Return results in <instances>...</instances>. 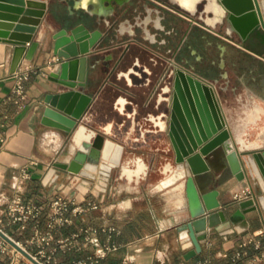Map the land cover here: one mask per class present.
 Wrapping results in <instances>:
<instances>
[{
  "label": "crops",
  "instance_id": "obj_1",
  "mask_svg": "<svg viewBox=\"0 0 264 264\" xmlns=\"http://www.w3.org/2000/svg\"><path fill=\"white\" fill-rule=\"evenodd\" d=\"M140 2L143 14H146L145 3L152 11L157 9L153 0ZM82 5L79 0L75 4L69 0H51L43 34L50 37L59 27L56 22L58 12H62V16L70 14L69 18L77 22L79 15H74L73 10H79ZM105 6L109 7L108 4ZM166 17L167 26H180L181 34L188 28L186 22L177 24L170 13ZM214 24L208 29L196 26L194 40L190 41L192 49H196L191 66L203 75L220 79L223 86L228 85L229 88L233 85L239 96L243 90H248L250 97L264 104V50L256 48L259 52L255 51L237 33L229 35L227 22L223 19H217ZM13 54L14 45L0 41V218L5 216L9 222L5 211L22 196L26 201L41 204V223L48 229L49 202L61 194L64 187L66 191H78L81 197L87 194V198L101 201L100 208L76 217L58 233L69 235L85 226L99 227L101 241L111 240L118 247L97 264H264V235L260 234L264 230V201L256 209L251 207L246 220L234 226V231L221 232L209 225L208 236L201 239L202 251L193 257L188 256L195 245L188 230L183 229V224L190 217L186 177L158 186L173 174L166 170L168 163L178 168L175 152L174 157L164 160L159 177L154 180L152 176L158 151L166 154L172 149L171 140H167L170 137L165 128H161L154 133L163 138L160 144L164 149L149 142V130L142 129L134 113L123 108L119 89L125 80L121 76H107L103 65L92 68L90 72L86 91L95 96V101L88 112L92 120L86 123L125 145L122 163L113 171L106 196L103 192L98 194L96 189L94 193L88 192V188L82 189L77 181L71 180L76 174L62 168L58 169V180L47 184L45 178L55 162L70 160L78 148L73 150L74 134L65 127L68 124L65 114L48 101L52 92L63 90L61 85L50 79L58 56L46 43L33 59L25 56L13 73ZM33 68L46 70L47 75ZM19 82L23 83L25 94L18 91ZM228 88L224 87L225 91ZM228 94L221 96L220 93L219 99L238 145L251 150L264 148V125L251 133L255 122L250 119L251 111L246 109L244 100L239 105L230 103ZM141 98L145 99V96ZM95 106L100 108L99 118L96 113L91 114ZM240 133L245 138V145L239 138ZM137 158L146 161L148 168L140 176L131 178L125 171V165L134 164ZM209 189L219 191L220 208L233 207V210L241 199L261 192L258 184L251 187L247 180H240L224 156L212 164ZM109 226H116L118 231L109 234L104 230ZM7 227L18 240L24 241L32 233L31 227L22 229L19 224L9 223ZM258 242L261 247L257 246ZM95 249L84 240L82 248L67 252L59 250L56 255L62 261L72 262L89 257ZM239 252L241 256H238ZM0 264L34 263L25 255L17 258L10 251L0 250Z\"/></svg>",
  "mask_w": 264,
  "mask_h": 264
},
{
  "label": "water",
  "instance_id": "obj_2",
  "mask_svg": "<svg viewBox=\"0 0 264 264\" xmlns=\"http://www.w3.org/2000/svg\"><path fill=\"white\" fill-rule=\"evenodd\" d=\"M113 1L89 0L84 8L92 16L108 18L111 13L106 11L107 7L104 6V12L96 8H103L107 2L112 7ZM50 2L0 0V41L14 45L12 72L17 71L25 56L33 59L38 49L47 43L60 59L55 62L50 79L63 87V90L52 92L48 101L65 114L68 121L65 127L73 132L74 139L81 124L86 125L93 134L90 147L77 146L70 160L56 161L45 182L57 181L60 176L58 169L62 168L94 179L100 176L102 185H110L114 169L122 163L125 145L86 123L92 120L88 112L95 101V96L86 91V87L91 69L96 67L102 50L98 45L102 41L103 31L100 28L92 29L85 22L69 20L47 37L43 34V25L44 20L47 21L45 16ZM197 3L202 5L203 11L208 10L214 15L216 9H222V19L227 22L229 35L237 33L243 42L257 36L264 43V0H199ZM218 85L228 88V85L223 86L220 79L208 82L197 72L180 69L174 95L169 100V126L164 129L173 145L178 168L184 169L183 176L186 177L190 217L183 224V229L188 230L195 245L189 257L202 251L201 239L208 236L209 225L221 232L234 231V226L246 220L247 211L251 207L256 209L264 201V148L251 150L238 145L222 109ZM100 137L115 142L120 147V153L107 155L103 141L98 144ZM223 156L240 180H247L251 187L258 184L261 191L241 199L234 210L233 207L220 208L219 191L209 189L212 164L218 163ZM91 162L97 165V169L87 173L85 169ZM0 234L36 264H43L1 227Z\"/></svg>",
  "mask_w": 264,
  "mask_h": 264
},
{
  "label": "flooded vegetation",
  "instance_id": "obj_3",
  "mask_svg": "<svg viewBox=\"0 0 264 264\" xmlns=\"http://www.w3.org/2000/svg\"><path fill=\"white\" fill-rule=\"evenodd\" d=\"M69 1L75 4L78 0ZM79 1L83 7L73 10L74 15H79L76 23L85 22L92 29L100 28L103 31L102 41L98 45L102 50L97 65L93 68L103 65L107 76H121L125 80L119 89L123 108L134 113L142 129L154 133L169 126V100L174 95L180 69L188 68L197 72L208 82L215 80L191 66L196 49H192L190 41L192 38L194 40L196 26L208 29L212 27L210 25L215 26L216 21L208 10L203 11L202 5H197L198 0H153L157 9L152 11L145 3L146 14L141 12L140 0H114L112 7H107L106 11L111 13L108 18L92 16L84 8L88 6L89 0ZM104 6L96 10L103 11ZM168 13L175 18L177 24L186 22L188 28L185 32L181 34V27L178 25L173 28L167 26L165 19ZM69 16L70 14L62 16V12H58L56 22L59 28L66 25L63 24L64 21L72 20ZM246 43L257 49H264V43L257 36ZM143 95L145 99L141 98ZM99 109L95 106L91 114L96 113L99 118Z\"/></svg>",
  "mask_w": 264,
  "mask_h": 264
},
{
  "label": "built area",
  "instance_id": "obj_4",
  "mask_svg": "<svg viewBox=\"0 0 264 264\" xmlns=\"http://www.w3.org/2000/svg\"><path fill=\"white\" fill-rule=\"evenodd\" d=\"M59 57L58 60L59 61ZM56 62V61H55ZM34 71H41L47 75V71L38 68H33ZM18 91L21 94H25L24 85L22 82L18 83ZM99 176V175H98ZM87 176L76 174L71 180L77 181L76 184L81 185L83 182H89ZM90 179H94L89 177ZM94 180H98L94 186L88 188V192L94 193L95 189L103 192L106 196L109 190L108 185H102L100 183V177H96ZM100 184V185H99ZM50 211V228L45 229L41 223V215L43 212L40 203L30 200L26 201L22 196L16 198L5 211V215L9 216L10 220L7 222L5 216L0 218V227L10 234L6 227L9 223L19 224L22 229L32 228L31 235L26 240H18L15 238L26 250H28L37 260L43 264H97L108 253L118 246L111 240L102 242L99 236L100 228L94 225H89L81 228L72 234H59L63 231L65 226L73 223L76 217H79L91 210L100 208L101 201L87 198V194H83L81 197L78 191L70 192L62 188V193L53 197L49 202ZM109 234H113L118 231L116 226H109L104 228ZM264 235V230L260 232ZM84 240L86 243L92 244L96 249L89 257H82L74 259L72 262L62 261L57 257V252L63 250L65 252L77 248L80 249L83 246ZM193 243V242H192ZM258 247H261V243L258 242ZM0 250L10 251L17 258L25 255L21 250L9 242L3 235L0 234ZM26 256V255H25ZM241 256V252L238 253ZM264 256V254H263ZM36 264L32 259H30ZM202 264H206L205 262Z\"/></svg>",
  "mask_w": 264,
  "mask_h": 264
},
{
  "label": "bare ground",
  "instance_id": "obj_5",
  "mask_svg": "<svg viewBox=\"0 0 264 264\" xmlns=\"http://www.w3.org/2000/svg\"><path fill=\"white\" fill-rule=\"evenodd\" d=\"M197 2H199V0ZM223 14H224V11L222 9L218 8V9H216V15L212 18L215 20L222 19L224 16ZM262 109H263V106L260 103L256 102L255 108L251 111L250 119L252 121H257V119L261 116L260 113H261ZM56 116H59V115L56 114ZM92 136H93V134H92V132H90L88 130L87 126L84 124H81L78 127L76 134H75L73 150H75L77 148V146L85 147L88 149L90 147V145L92 144V141H93ZM239 138L242 140V142L245 145L246 141H245L244 136L241 133L239 134ZM102 141L106 146L105 152L107 155L112 156V155H115V153H120V147L115 142H113L112 140L100 137L98 144L101 143ZM147 168H148V164L142 158H137L135 160L134 164H126L125 165V171L129 174V176L131 178H134L135 176H140L143 171L147 170ZM96 169H97V165L95 163L91 162L88 164V167L85 169V172L92 173V171L96 170ZM166 170L172 171L173 174L171 175V177L160 182L158 186L167 185V184L175 181L179 177L183 176V174H184V169H179V168L175 169L172 163H168L166 165ZM86 184H87V182H83L81 184V187L83 189H86L87 188Z\"/></svg>",
  "mask_w": 264,
  "mask_h": 264
},
{
  "label": "rangeland",
  "instance_id": "obj_6",
  "mask_svg": "<svg viewBox=\"0 0 264 264\" xmlns=\"http://www.w3.org/2000/svg\"><path fill=\"white\" fill-rule=\"evenodd\" d=\"M52 9V8H51ZM52 14L54 13V11H51ZM209 13V12H208ZM200 23H203L201 20H199ZM264 50V49H263ZM233 86V85H232ZM229 87L226 91L223 87L219 86L218 85V90H219V95L221 93V96L223 94H228L229 96V102L232 103V104H236V105H239L240 102L242 103V101L244 100L243 103H246V109L247 110H250L252 111L254 108H255V103L258 102L260 103V101H255V98L253 97H250V95L248 94V90H243L242 94H240V96L238 94H236L237 92L234 91L233 87ZM254 95V94H253ZM241 98V99H240ZM242 105H245V104H242ZM264 105V104H262ZM260 117L257 119V121H255L253 124H252V127H253V130L251 131V133H254L255 131L259 130L258 128H261V126L264 125V107L263 109L261 110V113H260ZM157 133H151L149 136H148V140L149 142L154 145L155 143L158 144L159 146H161L160 143H162V137H160L159 133L158 135H155ZM170 138H168L167 140H169ZM159 142V143H158ZM155 144V145H156ZM172 144V143H170ZM150 148V147H149ZM147 148V149H149ZM162 149H164L162 146H161ZM171 151L167 152L166 154H162L161 151H158V154L156 155L157 157V162H156V166L153 167L154 169H152V176H153V179H157L160 175V172L163 170V165H164V160L166 159H169V157H174V150H173V145H171ZM155 149L157 150V148L155 147ZM151 151H152V148H151ZM89 180V183H87V188L91 187V186H94L95 183H98V180H94V179H90L89 177L87 178ZM97 181V182H96ZM86 188V189H87ZM83 189V188H82ZM84 189V190H86ZM6 230L9 232L8 230V227H6Z\"/></svg>",
  "mask_w": 264,
  "mask_h": 264
}]
</instances>
